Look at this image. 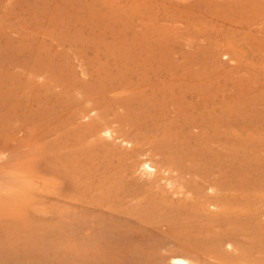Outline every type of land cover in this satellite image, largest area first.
I'll return each mask as SVG.
<instances>
[{"label": "rangeland", "instance_id": "obj_1", "mask_svg": "<svg viewBox=\"0 0 264 264\" xmlns=\"http://www.w3.org/2000/svg\"><path fill=\"white\" fill-rule=\"evenodd\" d=\"M0 264H264V0H0Z\"/></svg>", "mask_w": 264, "mask_h": 264}, {"label": "bare ground", "instance_id": "obj_2", "mask_svg": "<svg viewBox=\"0 0 264 264\" xmlns=\"http://www.w3.org/2000/svg\"><path fill=\"white\" fill-rule=\"evenodd\" d=\"M180 215V213H178ZM178 261V260H177Z\"/></svg>", "mask_w": 264, "mask_h": 264}]
</instances>
